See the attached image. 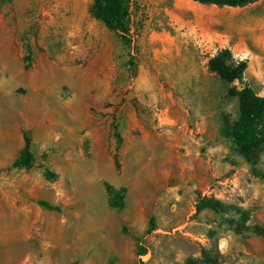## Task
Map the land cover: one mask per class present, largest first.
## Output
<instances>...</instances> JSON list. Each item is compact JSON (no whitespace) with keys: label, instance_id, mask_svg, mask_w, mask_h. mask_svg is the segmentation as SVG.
<instances>
[{"label":"rangeland","instance_id":"374dc122","mask_svg":"<svg viewBox=\"0 0 264 264\" xmlns=\"http://www.w3.org/2000/svg\"><path fill=\"white\" fill-rule=\"evenodd\" d=\"M93 3L0 0V264H264V150L228 124L233 90L264 97V0H132L127 39Z\"/></svg>","mask_w":264,"mask_h":264},{"label":"trees","instance_id":"16d2710c","mask_svg":"<svg viewBox=\"0 0 264 264\" xmlns=\"http://www.w3.org/2000/svg\"><path fill=\"white\" fill-rule=\"evenodd\" d=\"M204 5H215L218 7H245L258 0H192ZM132 0H94L92 15L103 22L110 30L127 39L130 33V7ZM209 68L216 73L224 82L233 83L241 80L247 63L236 62L230 49H223L217 55L210 58ZM233 95L239 99V117L235 121H228L232 136L236 142L238 151L248 161L254 160L264 150V97L258 95L251 87L242 90H233ZM116 166L120 162L116 158ZM15 167L31 169L35 161L31 152V139L25 137V147L20 156L15 160ZM45 177L56 180L58 174L46 171ZM109 201L113 207H122L125 190L116 191L114 187L107 185ZM40 205L47 209H54L46 202ZM155 227L152 223L151 230ZM260 231V230H259ZM264 234V232H263Z\"/></svg>","mask_w":264,"mask_h":264}]
</instances>
